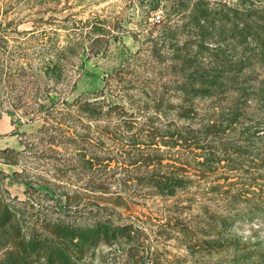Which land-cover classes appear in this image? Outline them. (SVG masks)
I'll return each mask as SVG.
<instances>
[{
	"label": "rangeland",
	"instance_id": "374dc122",
	"mask_svg": "<svg viewBox=\"0 0 264 264\" xmlns=\"http://www.w3.org/2000/svg\"><path fill=\"white\" fill-rule=\"evenodd\" d=\"M169 1L0 0V264H53V251L66 260L56 264H264V216H249L245 209L254 200L264 202V145L257 157L243 161L248 176L225 161L204 164L207 157L222 158L220 152L189 153L181 141L170 149V139L155 136L150 150L158 152L151 154L152 164L160 162L162 172L183 176L174 196L138 191L147 185L130 180L127 187L135 195L121 200L111 192L122 185L112 180L104 184L110 193L93 191L98 182H87L89 174L72 170L81 167L73 166L75 157L85 153L76 149L102 142V155L104 148L118 145L110 141L113 128H126L125 114L144 106L143 92L155 91L128 88L143 82L129 75L121 77L127 82L115 77L141 65L137 52L167 30ZM96 23L106 30L97 27L87 36ZM100 33L112 39L102 55L107 37L98 36L99 54L91 57L95 51L89 38ZM80 34L86 36V53L77 60L70 50ZM168 95L159 121L140 118L133 124L144 130L141 136L147 135L146 124L156 129L161 123L184 124L175 109L178 99ZM79 104L101 107L98 120L83 117ZM42 105V110L53 107L41 112ZM166 130L169 135L174 129ZM109 164L99 175L120 170L115 162ZM77 177L87 181L81 185ZM232 194L243 202L238 209L228 206ZM55 201L66 209L55 207ZM96 226L109 232L101 229L93 241Z\"/></svg>",
	"mask_w": 264,
	"mask_h": 264
},
{
	"label": "trees",
	"instance_id": "16d2710c",
	"mask_svg": "<svg viewBox=\"0 0 264 264\" xmlns=\"http://www.w3.org/2000/svg\"><path fill=\"white\" fill-rule=\"evenodd\" d=\"M156 2L158 3V0ZM169 3L167 30H162L159 36L152 38L151 46L143 49L142 52H137L141 65L135 66L131 72L121 70L122 72L115 77L126 81L121 77L126 78V75H129L131 79L143 82L141 86L136 82L129 83L128 88L133 87L140 91L154 88L155 91L143 92L142 94L147 97V101L143 100L146 101L144 106L136 107L125 114L122 120L126 128L120 126L113 128L114 136L110 141H116L118 145H109V148H104L102 155L99 152L102 142H89L86 149L74 148L79 153L81 151L85 153L81 156L78 154L73 164L75 167L78 164L79 167L81 163L79 169L83 171L78 168H72V170H75L78 176L89 174L88 181L84 182H98L99 186H95L93 191L103 190L104 193H110V188L105 187L104 184L112 185L113 180L122 186L119 191L116 190L118 189L116 186L111 192L112 195L126 200L135 195L134 189L129 193V187H127L128 181L131 180L137 184L147 185L138 186V191L151 189L153 190L151 193L174 196L178 191L176 188L184 184L183 176L174 172H162L160 162L152 164L154 159L150 156L158 151L153 152L150 147L154 145V137L158 135L161 138L170 139L168 141L170 144H167L170 149L181 141L185 151L189 149V153L192 149L206 151L210 155L215 154L216 151L220 152L219 156L222 158L207 157L204 164L211 165V163L225 161L228 165H237L241 175L249 176L251 172L243 161L249 157H257L256 153L262 150L259 145H264V0H170ZM98 25L100 24L92 25L87 36L94 35L92 31L97 27L105 29ZM80 36L79 39L74 38V49L70 50L77 53V60H79V54L86 53L83 50L86 47L83 42L86 36L82 34ZM96 36L97 38H89L94 43V48L90 51H95L98 36L107 37L102 54L104 55L112 37L105 36L104 33ZM166 38L167 51H164ZM97 54L99 51L96 50L89 55L93 57ZM62 57L64 53H61ZM58 70L55 66L54 72ZM141 76L144 77L141 78ZM131 79H128V82H131ZM108 80L110 81V78ZM168 94L171 98L178 99L180 105L175 109L180 112L184 124L178 126L172 123L167 127V123L160 122L163 127L156 129L149 124H154L156 122L154 120L159 119L162 112L160 108L166 104V98L163 96L167 97ZM76 105L78 106L77 103ZM52 107L42 110L45 108L42 105L41 112L48 113ZM79 108L85 111L84 116L80 114L91 122L98 120L97 117H100L98 114L102 109L88 104H79ZM140 118L149 123L145 125L147 128L145 132L148 131L145 137L141 136L144 130L133 126ZM166 128L174 130L167 135L163 131ZM150 129L152 130L149 131ZM159 130L162 132H158ZM176 134L179 138L173 140ZM141 146L148 150L140 149ZM236 157H239V161ZM113 162L120 168L117 173L109 175L107 172L104 176L99 175L103 169L109 168V163ZM96 165L102 169H93ZM128 167L133 170H128ZM119 173L123 176L115 177ZM137 174L139 176H136ZM132 175L135 176L131 178ZM83 179L84 177H77V183L82 185ZM89 188L92 187L89 186ZM243 193L249 194L248 190ZM123 194L124 196H121ZM251 194L255 196L254 193ZM238 197L235 194L229 197L227 202L230 209H238L236 207L242 206L243 202ZM254 202L248 206L250 207L248 209L245 206L247 215L264 216V202L258 200ZM54 204L62 211L66 209L57 201ZM101 229H104L106 233L109 232L107 227H94L91 231L93 241L99 238ZM63 237L73 238L67 235ZM53 253L56 258L53 264L66 263L58 251ZM50 258H53L52 254Z\"/></svg>",
	"mask_w": 264,
	"mask_h": 264
}]
</instances>
